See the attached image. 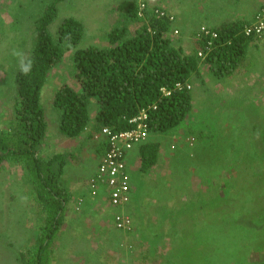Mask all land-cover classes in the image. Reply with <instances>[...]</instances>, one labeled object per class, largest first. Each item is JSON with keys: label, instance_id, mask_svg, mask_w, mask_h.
<instances>
[{"label": "rangeland", "instance_id": "1", "mask_svg": "<svg viewBox=\"0 0 264 264\" xmlns=\"http://www.w3.org/2000/svg\"><path fill=\"white\" fill-rule=\"evenodd\" d=\"M51 1L0 0V131L12 128L11 122L15 121L13 106L18 68L11 51L18 48L30 55L35 20ZM183 1L185 9H190L188 24L195 26L207 23L217 13L225 19L237 0ZM130 2L136 3V0L61 1L50 31L55 33L66 18L76 17L86 28L80 48L88 44L108 47L110 44L104 36L121 22ZM111 12L115 19L110 22ZM201 26L211 28L208 24ZM178 30L179 37L172 35L173 30L170 36L177 46L187 50L186 43L191 41L185 38L190 33ZM260 48L256 46L255 54L260 59L257 67L264 72V49ZM72 55V50L66 52L62 63L50 71L42 89L48 120L43 154L72 153V159H76L80 154L76 155V149L86 142L87 150L81 158L84 162L93 155L101 140L98 144L95 137H89L92 124L75 139L61 136L59 113L53 105L54 94L62 83L80 88ZM239 76L241 81L255 76L257 83L264 82L263 73L256 75L250 71ZM230 80L236 84L233 78ZM194 83L193 80L192 86ZM213 85L218 88L217 79ZM236 88L232 98L225 99L220 93L212 95L215 90L211 87L194 90L193 86L190 115L168 134L152 133V140L162 142L165 148L160 149L159 162L149 174L132 173L131 185L136 193L135 202L129 205L133 204L135 210L126 206L124 211H130L131 216L133 213L137 226L134 237L117 235L120 232L114 229L103 198L97 197L94 201L96 214L92 221L85 220L82 210L78 214L75 210L69 211L73 207L70 199L62 235L53 247L52 264H140L137 258L146 248L153 252L157 249V254L145 264H264V95L260 98L258 94L250 103L242 102L240 96L246 89ZM91 111L94 120V111ZM192 117L198 121L193 123ZM194 126L207 131L202 136L196 135ZM93 166L94 160L89 159L84 168L91 170ZM135 167L133 163L132 170ZM62 181L66 184L65 179ZM31 188L21 166L0 162V264H25L20 260V253L30 256L31 261L26 264H35L32 261L36 249L32 251V245L39 238L38 225L42 220H38L40 215ZM124 239L131 246L118 252L116 244ZM149 241L157 246L153 247ZM106 254L112 261L104 258Z\"/></svg>", "mask_w": 264, "mask_h": 264}, {"label": "trees", "instance_id": "2", "mask_svg": "<svg viewBox=\"0 0 264 264\" xmlns=\"http://www.w3.org/2000/svg\"><path fill=\"white\" fill-rule=\"evenodd\" d=\"M61 1L64 0H52L42 8L35 20V40L29 55L34 67L28 76L22 75L17 69V96L13 106L15 121L13 119L11 122L12 128L0 131V162L8 161L23 168L32 185V199L40 215L38 220H42V224L38 225L39 238L32 245V251L36 249L32 261L35 264H52L53 247L62 235L60 231L70 200L62 178L65 166L74 156L64 152L49 156L43 154L48 120L42 103V89L50 71L62 63L67 51H73L71 60L80 88L62 83L53 99V105L59 113L61 136L75 139L90 124L93 132L89 137L104 127L114 131L128 129L131 127L129 120L141 109L151 105H156L157 109L150 112V133L168 134L190 115L193 95L185 84L192 85L193 77L199 76L197 52L203 48L199 42L198 49L193 52L185 50L182 45L177 46L169 35L176 22H170L169 17L176 16L175 13L155 4L158 9L164 10L165 15L158 17L154 9H147L145 18H141L134 2L128 4L121 22L104 36L110 46L88 44L80 48L86 28L76 17L66 18L55 33L50 31L49 26L58 14ZM111 19H115L112 12L110 22ZM247 23L242 20L228 21L212 28L218 32V39L207 63L211 66L217 64L212 69L214 74L225 75L224 68L241 64L253 38L243 34ZM178 83L182 84V88L177 87ZM203 84L207 86L205 81ZM163 88L169 90L170 94L166 95ZM91 109L94 111V120L91 119ZM106 142V138L101 140L107 149ZM159 154L158 141L140 144L139 170L142 175L149 174L158 164ZM88 188V201L81 196L85 198L84 206L87 207L97 199V196L92 195L89 184ZM130 207L134 212V205ZM136 233L134 226V231L122 235L130 238ZM124 240L116 244L118 252L131 246L128 239ZM149 242L153 247L157 246ZM154 253L157 254V249L153 252L146 248L137 260H140V264H145L148 259L153 261ZM20 255V260L25 264L31 261L28 254ZM104 258L112 261L109 255Z\"/></svg>", "mask_w": 264, "mask_h": 264}, {"label": "crops", "instance_id": "3", "mask_svg": "<svg viewBox=\"0 0 264 264\" xmlns=\"http://www.w3.org/2000/svg\"><path fill=\"white\" fill-rule=\"evenodd\" d=\"M152 1H153L152 2L153 4L161 5L165 8H167L169 11L175 13L176 22L173 24L174 27L180 28L181 32L183 30L184 32L190 33L189 38H185V40L191 41V42L186 43V46L189 47V48L186 47L187 51H189V52H193L194 50L198 49V43L193 36L196 33L195 31H197L201 25H203V24L207 25L208 24L209 26H211V28H215V27L222 25L228 21L233 22L236 20H242L244 22H250L254 18V16H255L254 14L259 10V8L264 3V0H237L234 2V6H233L232 10L230 11V15L227 16L225 19L220 17L221 15L219 13H217L215 16L210 17L211 19L207 23L203 22V23H199V24H196L195 26H193L192 23L190 25L188 24L189 20L187 17H190V15H188V11L190 9L189 10L185 9L183 0H152ZM183 16H185L184 20H182ZM233 18H235V19H233ZM257 45H260V47H261L260 50H263L264 49V39H252V41L249 42V44H248L246 54H244V57L241 61V64L239 66H236V67H232V65H231L230 68H229V66L227 68H224L223 71L225 70V73H224L225 75H223L222 73L220 75L213 73L212 69H213V67L216 68L217 64H213L211 66V64L208 63L205 66L204 62H199V73L200 74H199V76L195 75L193 77V79L191 80V81L194 80V82L196 83V84L194 83L195 85L193 84L194 90L196 87H198L200 90L203 88H206V87H209V88L211 87L213 90H215L214 94L211 93L212 95H216L217 93H220V95L223 98L229 99L231 96H233V94L238 89L236 87L240 86L241 88L246 89L242 93V95L240 96L242 98V100H241L242 102L250 103V101H252V99L254 97H257L258 94H261V96H259L261 98L264 95L263 94L264 82L260 81V83H257L255 76L251 77L250 79L242 78V81H241V79H240L241 76H239L240 74H248V72H250V71L253 73L256 72V75H259L261 73L264 74L261 67H257L260 65L259 64L260 59L255 54V52L257 51V49H256ZM257 58H258V62L256 63ZM229 69H231V71H229ZM260 71H262V72H260ZM210 77H213V78L209 80ZM232 78L235 80L234 83H236V84H232V80H230ZM216 79H217L218 88L212 87V86H214L213 81ZM204 81L207 82V86L203 84ZM237 83H239V85ZM253 91H255V93L252 94ZM192 95L194 97V94H192ZM207 97H209V96H207ZM193 102L194 101L192 98V105H193ZM237 103H239V102H237ZM197 121H195L194 117H192L193 123H195ZM206 131H207V129H205L203 127L194 126V132L196 135L202 136ZM151 135H152V133L149 134L148 142L157 141L154 139L152 140ZM93 137H95V134L93 135ZM102 139H103V137L101 136L99 138H96L95 141H98L97 143L99 144V142H100L99 140H102ZM85 143L86 142H84L82 144L83 148L81 147L82 149H79L76 152V155H78V153H80L78 155V157L76 159L70 160V162L67 163V165H66L67 168L64 170L63 179H65L66 184H64V185L67 188V190L69 191L70 199L72 200V204H73V207H71L69 211L75 210V211H77V214H78L82 210L85 213V220L92 221L93 218L95 217V214H96V209H95L96 205L94 204V201L96 199H94V201L90 204L89 207L85 206V207L81 208L80 211L76 210L75 206H76L78 198L81 196L87 198V201H88V197L90 196L89 188H88L89 181L94 176V174L96 173L98 165H99V163H100V161H101V159H102V157L106 151V148L102 147V143L100 142L99 146L96 148L97 151L99 149H100V151L96 152V150H95L93 155H90L89 157H87V159L85 158L86 160L84 159L85 160L84 161L85 163H84V162H81V160H82L81 158L84 157V152L87 150L86 147H84ZM161 143H160V149L164 151L163 147L165 148V146L163 143L162 144ZM139 146L140 145H137L135 148H133L127 154L126 160H127V164H128L129 173L131 172V178H132V173L134 174L135 171L139 175L145 176V175H142L140 170H139V167H140V165H139L140 164V162H139ZM89 159L94 160V166L92 167L91 170H89V169L87 170L86 168H84V165L89 161ZM82 163H84V165H82ZM133 163L136 164L135 170H132V168H131ZM134 190H135V187H134ZM135 193H136V191L132 190V200L130 201L132 203L135 202L133 200L135 198ZM100 198H102V197H100ZM103 199L105 200V202H104L105 207H106L105 209H106V211L109 210L108 213H110V216L112 219V217H113L112 214L115 210L114 209L112 210L111 206L108 204V200L106 199V197H104ZM127 209L131 210L130 205L127 206ZM127 212H130V211H127ZM96 219H98V217H96L95 220ZM134 226H135V230H137L136 224H134ZM117 235L121 236L122 233H117Z\"/></svg>", "mask_w": 264, "mask_h": 264}, {"label": "built area", "instance_id": "4", "mask_svg": "<svg viewBox=\"0 0 264 264\" xmlns=\"http://www.w3.org/2000/svg\"><path fill=\"white\" fill-rule=\"evenodd\" d=\"M138 16L145 18V10L154 9L156 16L165 15L164 10L158 9L151 0H136ZM170 22L176 21V16L169 17ZM173 36L179 37L178 28H172ZM243 34L252 39H264V5L255 14L252 21L247 23L243 28ZM171 37V36H170ZM218 39V32L207 26H201L196 33L195 40L203 47L197 52L200 61L207 65L211 52L214 50ZM187 90H192L190 83L185 84ZM182 88V84H177ZM162 91L168 95L169 90L163 88ZM156 105L141 109L138 114L129 120L131 127L128 129L114 131L109 127H104L100 132L95 134L96 138H106L107 149L98 165L97 171L90 179L89 185L93 196L106 197L108 204L115 211L113 212L112 225L120 233L134 231V220L131 212H125L124 208L132 200L131 176L128 170L127 154L135 148L148 141L150 134L149 117L150 112L156 110ZM193 142V141H192ZM85 198L80 197L76 203V210L84 207Z\"/></svg>", "mask_w": 264, "mask_h": 264}, {"label": "clouds", "instance_id": "5", "mask_svg": "<svg viewBox=\"0 0 264 264\" xmlns=\"http://www.w3.org/2000/svg\"><path fill=\"white\" fill-rule=\"evenodd\" d=\"M11 56L14 57L17 61V68L19 73L25 76L31 74L34 67V61L22 49L13 48L11 51ZM199 62L202 61H200L199 59Z\"/></svg>", "mask_w": 264, "mask_h": 264}]
</instances>
